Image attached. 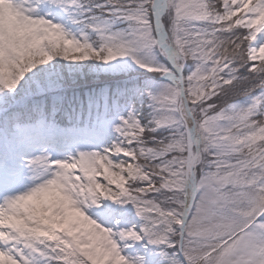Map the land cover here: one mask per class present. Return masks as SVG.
<instances>
[{
	"label": "snow or ice",
	"instance_id": "1",
	"mask_svg": "<svg viewBox=\"0 0 264 264\" xmlns=\"http://www.w3.org/2000/svg\"><path fill=\"white\" fill-rule=\"evenodd\" d=\"M0 264H264V0H0Z\"/></svg>",
	"mask_w": 264,
	"mask_h": 264
}]
</instances>
